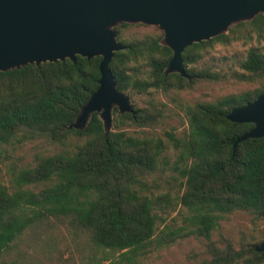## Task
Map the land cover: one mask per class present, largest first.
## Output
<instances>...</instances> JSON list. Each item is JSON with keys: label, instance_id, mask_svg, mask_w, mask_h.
<instances>
[{"label": "trees", "instance_id": "1", "mask_svg": "<svg viewBox=\"0 0 264 264\" xmlns=\"http://www.w3.org/2000/svg\"><path fill=\"white\" fill-rule=\"evenodd\" d=\"M114 30L126 47L109 65L118 90L164 99H144L134 114L115 106L111 131L99 113L83 130L70 128L99 88L102 57L0 72V146L31 143L34 151L9 185L0 181V264H70L62 253L49 258L53 248L46 253L40 245L61 227L85 241L81 264H144L153 251L187 238L201 243L192 264H264L255 244L220 231L230 216L245 214L264 242V138L234 147L254 125L226 119L264 94V14L187 48L182 58L192 80L166 75L174 53L159 27L124 22ZM252 42L257 46L231 75L246 89L213 100L191 97L198 83L228 80L212 67L197 68L207 55ZM175 118L187 124L183 134L167 129ZM168 165L176 196L156 193L155 179ZM166 205L181 206L182 226L160 229L166 219L158 209Z\"/></svg>", "mask_w": 264, "mask_h": 264}, {"label": "water", "instance_id": "2", "mask_svg": "<svg viewBox=\"0 0 264 264\" xmlns=\"http://www.w3.org/2000/svg\"><path fill=\"white\" fill-rule=\"evenodd\" d=\"M259 14H264V0H0V72L67 59L76 62L78 56L102 57L99 88L70 128L83 130L99 113L105 129L111 131L115 106L121 113H135L130 95L118 90L109 68L114 54L126 49L117 39V25L159 27L174 53L166 75L178 73L192 80L182 58L187 48ZM226 119L254 125L234 147L264 138V94L233 109ZM255 248L264 252V242Z\"/></svg>", "mask_w": 264, "mask_h": 264}, {"label": "rangeland", "instance_id": "3", "mask_svg": "<svg viewBox=\"0 0 264 264\" xmlns=\"http://www.w3.org/2000/svg\"><path fill=\"white\" fill-rule=\"evenodd\" d=\"M235 25V24H234ZM233 26V25H232ZM231 26V27H232ZM257 43L252 42L247 46L241 44L234 45L232 47H217L215 51L206 56V58L197 65L198 69L212 67L214 70L221 71L223 74H227L228 80L220 83H207L201 82L196 85V88L191 94L194 99L213 100L225 96L227 94L236 93L238 91L246 89L245 84H238L231 75L241 71L240 65L247 57L248 50L252 47H256ZM264 46V42H263ZM132 104L134 106L143 104L144 99L148 98H162L160 94H146L137 95L129 93ZM172 106V105H171ZM168 130L172 127L175 128L177 134H183L187 128V124H182L178 119L171 120L169 125L166 126ZM135 130L132 128L131 131ZM162 134V130L159 131ZM163 135V134H162ZM33 146L28 143L24 146H0V181L6 185L10 184V178L13 171H19L27 166L33 158ZM169 162L173 161V151H168ZM172 164V163H171ZM166 174L164 176L156 177L155 182L160 186L156 193H170L172 196L178 195V186L171 178V165L165 167ZM167 181L171 183V186L167 184ZM175 200L173 199V203ZM172 203V204H173ZM165 209L159 208V214L162 218L166 219L165 223L162 220L159 222L160 229L167 224H173L175 227L182 226L184 224V211L181 206H177L176 210H172L173 206H165ZM55 231V230H54ZM53 231V232H54ZM221 232L232 236L237 242L241 239H246L255 245H259L260 234L252 228L249 223V218L245 214H235L230 216L227 220L222 222ZM49 232L40 241V245L44 248L46 253L51 251L49 258H56L60 253L63 255V260L68 261L70 264H81V243H85L79 235H75L73 232H68L64 228H57L55 233ZM201 252V243L195 238H187L179 240L176 244L169 248H161L153 251L147 258L143 260L144 264H192ZM30 254H34V251L30 249ZM102 257V254H99ZM106 264V263H105Z\"/></svg>", "mask_w": 264, "mask_h": 264}]
</instances>
